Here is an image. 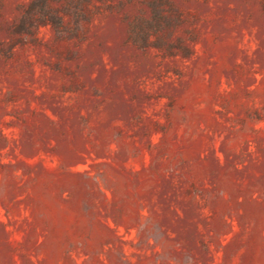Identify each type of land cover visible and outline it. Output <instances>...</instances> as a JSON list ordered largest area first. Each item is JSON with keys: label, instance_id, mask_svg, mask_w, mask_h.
Here are the masks:
<instances>
[{"label": "rangeland", "instance_id": "1", "mask_svg": "<svg viewBox=\"0 0 264 264\" xmlns=\"http://www.w3.org/2000/svg\"><path fill=\"white\" fill-rule=\"evenodd\" d=\"M0 264H264V0H0Z\"/></svg>", "mask_w": 264, "mask_h": 264}]
</instances>
